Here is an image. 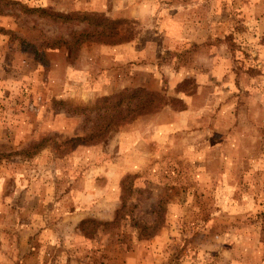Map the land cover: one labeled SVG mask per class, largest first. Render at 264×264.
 I'll return each mask as SVG.
<instances>
[{
    "label": "rangeland",
    "instance_id": "obj_1",
    "mask_svg": "<svg viewBox=\"0 0 264 264\" xmlns=\"http://www.w3.org/2000/svg\"><path fill=\"white\" fill-rule=\"evenodd\" d=\"M23 7L133 39L69 61L93 28ZM126 88L185 107L65 146ZM0 264H264V0H0Z\"/></svg>",
    "mask_w": 264,
    "mask_h": 264
},
{
    "label": "trees",
    "instance_id": "obj_2",
    "mask_svg": "<svg viewBox=\"0 0 264 264\" xmlns=\"http://www.w3.org/2000/svg\"><path fill=\"white\" fill-rule=\"evenodd\" d=\"M13 3L20 4L19 2ZM23 9L26 13H36L38 16L48 17L53 21L59 20L63 23L77 22L93 28L92 32L78 34L73 42L59 41V43L67 48V57L69 61H73L76 58L78 47L87 41L118 44L133 39L131 31L128 29L124 30L125 26L130 24L127 20H111L104 16L88 13L59 14L53 13L45 8L31 9L23 7ZM189 84L193 85L194 83L190 80H185L180 83L177 86V93H185L187 96L195 94L198 85L195 83L192 88L187 90L186 87ZM167 106L176 110H182L185 107V103L181 99L168 97L161 92L149 91L145 88H126L117 94L103 97L98 99L94 106L97 113H103L102 124L85 137H78L67 141L65 146L74 148L79 144H96L103 140L112 128L132 123L138 117L143 115L158 113ZM124 182L125 181H123L122 198L125 200L126 189H124ZM120 212H122V210H119V213H117V219L111 224H117L119 222L120 217L118 216ZM134 226L141 232V234L146 233L147 229H149L146 227L141 228L142 226L135 224Z\"/></svg>",
    "mask_w": 264,
    "mask_h": 264
}]
</instances>
